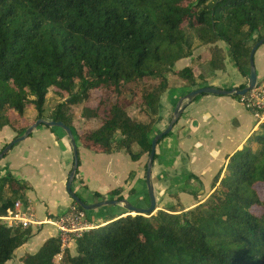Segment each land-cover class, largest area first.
I'll list each match as a JSON object with an SVG mask.
<instances>
[{"label":"trees","instance_id":"trees-1","mask_svg":"<svg viewBox=\"0 0 264 264\" xmlns=\"http://www.w3.org/2000/svg\"><path fill=\"white\" fill-rule=\"evenodd\" d=\"M263 31L264 0H0V128L22 136L28 106L42 119L55 89L70 102L58 105L50 120L69 126L91 152L110 154L117 145L138 161L151 152L170 75L196 86L193 68L175 70L177 61L192 55L194 43L213 46L215 54L223 53L216 44L224 43L247 76L249 44L264 38ZM85 101L83 117L99 119L100 126L78 132L66 110ZM132 106L149 120H135ZM221 176L208 200L191 210L112 218L72 236L74 256L58 236L23 263L55 264L64 255L63 264H264V191H258L264 187V122L229 157ZM27 190L10 173L0 177V264L32 236L30 229L9 228L1 220L25 203ZM122 193L113 190L110 199L125 200Z\"/></svg>","mask_w":264,"mask_h":264},{"label":"crops","instance_id":"crops-1","mask_svg":"<svg viewBox=\"0 0 264 264\" xmlns=\"http://www.w3.org/2000/svg\"><path fill=\"white\" fill-rule=\"evenodd\" d=\"M229 83V78L220 77L209 86L225 89L237 86ZM175 93H168L161 101V120L168 112L166 103L173 101ZM216 108L226 110H212ZM254 120L233 97L204 95L186 107L171 134L157 145L152 175L157 209L183 212L204 203L213 192L214 178L220 172L221 178L224 177L229 157L241 151L258 129L260 124ZM157 125L154 136L158 132ZM9 133L7 129L0 130V136L6 135L0 140V151L14 139L15 136ZM77 144L79 168L77 182L72 188L87 204L111 200L110 193L121 188L130 204L133 199L138 200L139 204L133 206L141 208L143 205L145 209L150 206L142 157L132 161L123 150L96 154L83 148L79 142ZM80 148L85 151L82 155ZM72 167L73 152L66 133L46 126L36 128L0 161V177L10 173L30 187L24 194L25 203L20 202L22 216L42 223L38 228L37 225L31 227L32 236L19 249L20 253H36L48 239L58 238L59 231L50 223L75 206L66 190ZM132 190L134 194L128 195ZM95 194H100L101 199ZM124 214L129 212L117 205L110 207L109 211H86V218L89 227L95 228ZM36 229L40 231L36 232Z\"/></svg>","mask_w":264,"mask_h":264},{"label":"rangeland","instance_id":"rangeland-1","mask_svg":"<svg viewBox=\"0 0 264 264\" xmlns=\"http://www.w3.org/2000/svg\"><path fill=\"white\" fill-rule=\"evenodd\" d=\"M261 35L264 37V31L261 33ZM258 37H256L253 42H250L249 46L251 49L257 44ZM216 46L221 48L223 53L215 54L211 49L213 46L201 45L198 42H195L193 45V49H192V55L188 58L177 61L176 65H175V70H183L187 67L193 68L195 70L196 76L198 77L196 80V86L191 87L188 82L183 81L181 79H178L177 77L174 78L173 76L170 75V78L172 79L171 80L172 81L171 82L172 88L170 89V91H167L164 94L163 98H165L168 93H170V94H171V92H173V93L177 92V93L174 94L175 97L173 98V101H171L170 104L168 102L166 103L169 105L168 106L169 108H168L167 114H165V118L161 120V117L159 116L161 121L159 120L157 123H155L154 128L158 124L156 127V131H158V132H156L155 135H158L160 132H163L168 127V125L170 124V122L172 120V116H173L177 102L179 101L180 98L184 97L189 91H192V90H195L197 88L204 87V86H209L210 82L216 81V79L220 78V77H227V78H229V82L231 84L237 85L236 87H231L230 89H232V88L240 89L241 87H246V85L248 83L250 68L246 67V70H248V75L243 76L239 72L237 67L234 65L233 61H231L232 59L230 57L228 47L222 42H218L216 44ZM258 50H259V52L257 55V59L255 58L254 61H255V65H256L257 74L259 77L258 83L259 82L264 83V45L261 46ZM214 63H216V67H218V68L223 66V67H221L222 69H219V70L215 69V67L212 66V65H214ZM239 82H242V83H239ZM221 89H225V88L221 87ZM57 92L58 91L55 89H50V91L46 97V103L44 106V115H43V118L45 120L50 119V117L55 112L58 105L66 104V106H67L68 103L70 102V97L67 94H61L60 95ZM96 95H97V93H94L92 96L95 98ZM163 98H162V100H163ZM237 99L239 100V103L242 104L243 107L249 112V115L252 117V119H255L254 123L259 122V124H261L262 122H264V110L260 109V110H255V112H254L252 109H250L251 107H248V105L246 104V102H245L246 97L241 96V97H237ZM92 100L93 99H91V101ZM86 104H89V101L82 102L80 105H72L66 110L67 114H68V112L70 113V118L74 124L73 126L75 127V129L78 132H85L87 130H95L100 126V120L99 119H97V120L96 119H86L83 117V112L85 111L84 108H85ZM212 110L213 111L218 110V111L222 112L226 109L216 108V109H212ZM129 112L135 120H141V121H148L149 120L148 118H146L144 115L141 114L140 109L136 106H132L131 108H129ZM37 117H38L37 111L34 109L33 106L29 105L26 112H25V118L22 121L21 127L28 125V128H29L31 125H33L37 121ZM2 129L3 130L7 129L9 132H11L15 136L14 139H16L18 137L17 136L18 133L16 131H14L13 129H11L9 127L0 128V130H2ZM53 129L58 131V132H63V130L60 128L55 127ZM18 130H21V128H19ZM11 133H9V135ZM5 137H6V135L0 136V140L2 141ZM7 137H9V136H7ZM116 138H119V135H117ZM13 140H10L7 144H5L3 146V148L1 149V151L8 144H10ZM122 150L126 152V149H118V146L117 145L115 146L114 151H122ZM134 150L137 152L139 150V148L137 146H135ZM1 151H0V153H1ZM84 152H85L84 149L80 148V154L82 155ZM148 158H149V155L147 153L146 154L143 153V156L141 159L143 160L142 165H143V176H144V178H146V167H147ZM75 182H77V176H76L74 183ZM93 191H95V189ZM258 191H259L260 195L262 196L263 191H264V187L263 186L258 187ZM9 195H10V193H9ZM9 195L6 194V197H10ZM101 197H100V199H101ZM21 201L23 202V200H21ZM132 204L138 205L139 204L138 200L133 199ZM145 206L147 207V205H145ZM110 207H112V206L103 207L99 210L109 211ZM74 208L76 209V211L84 213L85 217H84L83 223L87 224V226H88L87 229L83 228L79 232L91 229V227H89V225H88V221L86 218V212L78 210L76 203H75ZM143 208L145 209V207L142 205L141 209H143ZM157 208L152 215H155L158 211H160ZM254 210L256 212H258L259 214L262 212V210L257 209V208H255ZM183 212H186V211H183ZM178 213H181V212H178ZM89 214H91V213H89ZM130 214L133 216L137 215L135 213H130ZM124 216H126V215H123V217ZM7 217H9V214ZM7 217H5V219L4 218L1 219L3 224H5L6 226H8L10 223L9 221H7V219H6ZM53 223H55V222H53ZM53 223H50V224L54 225ZM94 223L97 225L96 221ZM38 224H39V222H35L34 224L29 225V227H27L26 229H30L33 233V228H31V227L36 226ZM102 226H104V225L102 224ZM38 227L39 226H37V228ZM12 228H16V227L14 226ZM35 231L37 232L40 230L36 229ZM79 232H77L78 235H79ZM59 237L61 238L60 232H59ZM66 238L68 240H67L66 244L63 246V248L69 249L70 253L75 255L76 254V245H75L74 240L72 238L70 239L69 236H67ZM17 252L18 253H16L14 255L13 259L10 262H8L7 264H24L23 263L24 257L29 253H27V254L26 253H20L21 251L20 252L17 251ZM32 254H35V253H32ZM63 256L64 255L58 256L55 259V264H63V261H64Z\"/></svg>","mask_w":264,"mask_h":264},{"label":"water","instance_id":"water-1","mask_svg":"<svg viewBox=\"0 0 264 264\" xmlns=\"http://www.w3.org/2000/svg\"><path fill=\"white\" fill-rule=\"evenodd\" d=\"M256 38V36L254 37ZM264 45V38H262L260 41L257 42V44L252 48L250 52V73L248 78V83L246 87L243 89H221L216 88L213 86H206L197 88L195 90L190 91L187 93L184 97L180 98L179 101L176 104L172 120L168 127L158 135H156L152 141V147L151 152L149 154L147 167H146V185H147V191H148V197L150 201V206L146 209H141L139 207L131 205L127 200L117 201V200H104L102 202H98L95 204H87L83 200H81L80 197L77 196V194L74 192L72 185L76 179L78 168H79V150H78V144L76 141V138L73 134L72 129L69 126H66L63 122H57V121H47L44 119L37 120L33 125H31L22 136L17 137L14 139L10 144H8L0 153V161L17 145L26 140L29 136L32 135L33 131L38 128L39 126H46L49 128H60L62 129L71 144L72 152H73V167L71 169V172L68 177L66 190L69 194L70 198L78 205L80 206L85 212H92L98 209H101L103 207L107 206H122L127 212L135 213L137 215L142 216H149L152 215L156 208H157V197L155 194V188L153 184V166L156 156V149L158 143L164 139V137H167L171 132L173 131L174 127L178 123V120H180L181 115L183 114L186 107H188L190 104L194 102L196 98H199L204 95H215L219 97H241L247 95L249 92L253 91L255 89L257 82H258V74L256 70L255 65V55L258 49Z\"/></svg>","mask_w":264,"mask_h":264},{"label":"built area","instance_id":"built-area-1","mask_svg":"<svg viewBox=\"0 0 264 264\" xmlns=\"http://www.w3.org/2000/svg\"><path fill=\"white\" fill-rule=\"evenodd\" d=\"M246 97V104L248 107H251L254 112L255 110H264V83L263 82H257V85L253 91L249 92L248 95H245ZM21 205L20 202H18L15 205V209L13 211L9 212V217H7V221H9V228L12 227H19L22 229H26L29 227V225L34 224L30 218H24L22 216ZM84 213L76 211L75 208H72L69 210V212L62 215L60 218L57 219L55 223H53L57 229L60 232L61 240L63 243V246L67 242V236L71 239L72 236L78 235L77 232L80 230L87 229V224L83 223L84 220ZM5 219V218H4ZM37 224V223H36ZM42 225V223H39L37 226ZM77 233V234H76ZM81 232H79L80 234Z\"/></svg>","mask_w":264,"mask_h":264}]
</instances>
